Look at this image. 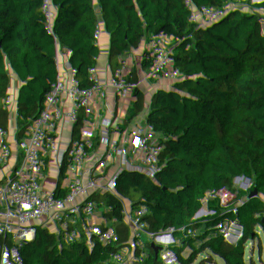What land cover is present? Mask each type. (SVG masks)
<instances>
[{
  "label": "trees",
  "instance_id": "16d2710c",
  "mask_svg": "<svg viewBox=\"0 0 264 264\" xmlns=\"http://www.w3.org/2000/svg\"><path fill=\"white\" fill-rule=\"evenodd\" d=\"M261 59L264 0H0V103L10 102L20 142L13 166L0 122V249L21 179L33 185L42 221L54 219L60 135L75 205L105 172L128 167L144 207L110 240L98 219L87 258L108 244L117 264H244L248 240L264 239V184L258 164L228 160L217 142L264 147L245 133L246 114L259 113ZM142 92L159 139L197 138L182 154L153 155L143 114L124 98ZM219 96L232 130L199 132ZM114 197L106 183L103 202ZM43 258L44 248L36 264Z\"/></svg>",
  "mask_w": 264,
  "mask_h": 264
},
{
  "label": "built area",
  "instance_id": "2783aa9c",
  "mask_svg": "<svg viewBox=\"0 0 264 264\" xmlns=\"http://www.w3.org/2000/svg\"><path fill=\"white\" fill-rule=\"evenodd\" d=\"M261 61L264 62V59ZM124 98L143 114L146 136L153 143L152 153L160 160H169L182 154L197 140L196 137L184 141L159 139L152 113L146 102L145 92L126 95ZM216 102L218 111L220 109L227 110L226 97L219 96ZM258 107L259 113L248 112L245 116V133L252 134L255 138L264 132V88L258 91ZM9 112L10 102L0 103V122L7 131L5 143L9 150L10 163L14 166L19 140L15 135L12 120L7 116ZM208 115H211V111L208 112ZM217 124L221 123L217 122ZM231 130L232 125L227 127V131ZM218 133L216 131L214 135H219ZM205 139L207 144H213L208 138ZM217 143L221 144L223 149H229L227 148L228 143ZM235 145L241 149L245 148L247 158L259 165V179L262 181L264 179V147L262 150L253 151L246 148L239 139L236 140ZM228 154L225 151V156ZM57 171L59 173L62 171L61 162L57 166ZM134 171L128 167H120L114 170L110 183L114 189L115 197L109 207L110 212L126 213L131 215L133 219L144 211L143 205L137 199L135 189L137 176H135ZM31 187H33L32 184ZM23 188L24 184L20 180L18 184L19 199L20 201L25 199L28 206L20 203L19 213L15 217L14 223L9 227L5 243L0 249V264H36L37 258L42 253V248H44V258L41 264H117L115 258L108 255L107 250H105L106 246L87 258L88 248H86L85 243L80 242L81 239L73 240L70 238L71 228H74L76 233L78 231L84 240L87 237L91 239L92 235L97 232L95 223L98 219L101 220L102 213L100 216L90 214L94 202L87 204V194H84L85 199L83 201L69 210L61 209L59 198L53 200L51 208L55 215L54 219L42 221L38 212V201L35 200L31 191L24 193ZM243 260L244 264H264V239L248 240Z\"/></svg>",
  "mask_w": 264,
  "mask_h": 264
},
{
  "label": "crops",
  "instance_id": "0c3cea01",
  "mask_svg": "<svg viewBox=\"0 0 264 264\" xmlns=\"http://www.w3.org/2000/svg\"><path fill=\"white\" fill-rule=\"evenodd\" d=\"M228 110L220 109L219 111H224L225 113H228L229 117H230L231 116L230 110L229 111ZM212 113H217V112H212ZM217 115L220 118H222V116L219 113H217ZM227 117H228V115H227ZM208 118L205 119L203 122L206 123L209 120ZM222 122H223V119H222ZM224 125H225V123H224ZM225 130H227V126H226ZM58 137H59L58 138L59 146H60V149H61V163H62V171L60 173V177H61L62 183H63L62 184V188L60 190L59 200H60V203H61V209L69 210V209H72L73 206H75V204H74V202L72 200V197H71L72 167H71V165L68 162L62 138L60 137V135ZM18 143H19V145H18V149H19L20 142H18ZM227 148H229L228 149L229 150L228 158L233 157V156L234 157L235 156H239V155H244V156L247 155L245 148L241 149V148L237 147V145H235V144H229L228 143ZM113 174H114V171H112V170L105 172V174L102 177L101 181L94 183L93 186L91 188H89L85 193H87L89 191L92 192V191L98 190V189L101 191V193H103L104 186L106 185V183H110L111 182ZM21 181L24 184V188H23L24 189V193H29L31 191V188H32L31 184L28 183V182L23 181L22 179H21ZM261 182H262V184H264V179ZM20 203L23 204L24 206H28V203L26 202L25 199H22V201H20ZM101 210H102V212H101L102 213L101 220L103 221V219L105 218V212L103 211V207L102 206H101ZM108 214H109V212H108ZM108 217H109L110 221H112V222H113V219H114V221H115L114 224H118L120 221H128V222H132L133 221L132 216L129 215V214H126V213L115 214V212H110ZM112 232L113 231L108 232V239L109 240H110V237L112 235ZM70 238L73 239V240L81 239L80 242L83 241L85 243V245H86V248H88V245L90 243V237H87L86 240H84L82 235L78 231L76 233V230L74 228H71ZM109 240H108V242H109ZM69 248H72V247L69 246ZM107 248H108V245H106L105 250H107Z\"/></svg>",
  "mask_w": 264,
  "mask_h": 264
},
{
  "label": "rangeland",
  "instance_id": "374dc122",
  "mask_svg": "<svg viewBox=\"0 0 264 264\" xmlns=\"http://www.w3.org/2000/svg\"><path fill=\"white\" fill-rule=\"evenodd\" d=\"M212 112H217V113H219L221 116H222V119H223V124L225 123L226 125H227V127L228 126H230L231 124H232V118H231V116L229 117V114L228 113H225V112H223V111H218L217 109H215L214 111H211V113ZM228 115V117H227V115ZM210 116V117H209ZM209 117V118H208ZM215 116H213L212 114L211 115H207V117L206 118H208L209 119V121L210 120H214L215 122H216V124H215V122H214V124L211 126H208V128H207V130L205 131V133L206 132H212L213 134H215L216 133V131H218L216 128H217V119L216 118H214ZM206 118H204V119H202V121H204ZM202 121H200L199 122V124H198V126H197V129H198V131L199 132H202L203 133V129L201 128V125L204 123H202ZM202 123V124H201ZM257 139L259 140V142L262 144V145H264V132H263V134L261 135V136H258L257 137ZM224 151H226V152H228L229 153V150L228 149H226V148H224ZM228 156H229V154H228ZM228 158V157H227ZM230 158H228V160H229ZM238 165V164H237ZM88 195L86 198H87V200H88V202H87V204L89 205V204H91L92 202H95V201H98V202H100L101 204V206L103 207V211L105 212V218L103 219V221H104V223L106 224V226L108 227V232H111V231H113V229L115 228V226L117 225V224H114V219H113V222L112 221H110V219H109V217H108V215L110 214V211H109V207L103 202V199H102V193H101V191L98 189V190H94V191H92V192H87V193H85V195ZM108 212H109V214H108ZM113 214V213H112ZM119 214V213H118Z\"/></svg>",
  "mask_w": 264,
  "mask_h": 264
},
{
  "label": "bare ground",
  "instance_id": "6f19581e",
  "mask_svg": "<svg viewBox=\"0 0 264 264\" xmlns=\"http://www.w3.org/2000/svg\"><path fill=\"white\" fill-rule=\"evenodd\" d=\"M212 115L215 116L214 118H216L219 123H221L217 125L218 132L225 130L227 125L222 123V118H220L217 113H212Z\"/></svg>",
  "mask_w": 264,
  "mask_h": 264
},
{
  "label": "water",
  "instance_id": "95a60500",
  "mask_svg": "<svg viewBox=\"0 0 264 264\" xmlns=\"http://www.w3.org/2000/svg\"><path fill=\"white\" fill-rule=\"evenodd\" d=\"M75 79H77V76H75ZM229 108H227V110H228ZM229 111V110H228ZM214 120L212 121V120H208L206 123H204L203 125H201V128L202 129H204V130H206L207 129V127L209 126V125H213L214 124ZM228 131L227 130H224V131H222V132H219L218 134L219 135H224V134H226Z\"/></svg>",
  "mask_w": 264,
  "mask_h": 264
}]
</instances>
